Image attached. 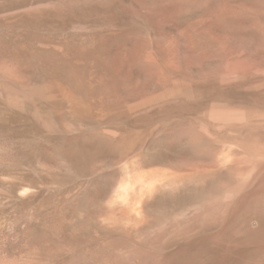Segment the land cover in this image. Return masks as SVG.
<instances>
[{"label": "rangeland", "instance_id": "rangeland-1", "mask_svg": "<svg viewBox=\"0 0 264 264\" xmlns=\"http://www.w3.org/2000/svg\"><path fill=\"white\" fill-rule=\"evenodd\" d=\"M0 264H264V0H0Z\"/></svg>", "mask_w": 264, "mask_h": 264}, {"label": "bare ground", "instance_id": "bare-ground-1", "mask_svg": "<svg viewBox=\"0 0 264 264\" xmlns=\"http://www.w3.org/2000/svg\"><path fill=\"white\" fill-rule=\"evenodd\" d=\"M2 257V256H1Z\"/></svg>", "mask_w": 264, "mask_h": 264}]
</instances>
